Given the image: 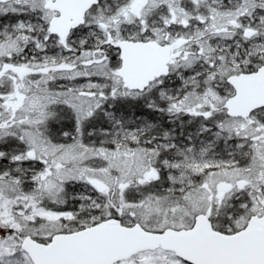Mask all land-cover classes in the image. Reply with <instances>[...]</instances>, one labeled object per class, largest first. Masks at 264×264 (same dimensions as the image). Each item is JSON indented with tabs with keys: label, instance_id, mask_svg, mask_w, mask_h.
I'll use <instances>...</instances> for the list:
<instances>
[{
	"label": "snow or ice",
	"instance_id": "snow-or-ice-1",
	"mask_svg": "<svg viewBox=\"0 0 264 264\" xmlns=\"http://www.w3.org/2000/svg\"><path fill=\"white\" fill-rule=\"evenodd\" d=\"M0 264H264V0H0Z\"/></svg>",
	"mask_w": 264,
	"mask_h": 264
}]
</instances>
